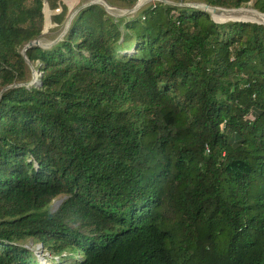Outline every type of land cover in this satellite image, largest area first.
Returning a JSON list of instances; mask_svg holds the SVG:
<instances>
[{
  "label": "trees",
  "instance_id": "1",
  "mask_svg": "<svg viewBox=\"0 0 264 264\" xmlns=\"http://www.w3.org/2000/svg\"><path fill=\"white\" fill-rule=\"evenodd\" d=\"M44 3L0 0V264H264V27L90 5L29 87Z\"/></svg>",
  "mask_w": 264,
  "mask_h": 264
},
{
  "label": "rangeland",
  "instance_id": "2",
  "mask_svg": "<svg viewBox=\"0 0 264 264\" xmlns=\"http://www.w3.org/2000/svg\"><path fill=\"white\" fill-rule=\"evenodd\" d=\"M126 1L127 0H120V1H118V0H61V3L67 8V14L65 16L64 22L62 23V25L59 28L54 25V23L52 22V19L54 16L59 15L61 10L58 9V11L51 12L48 9L46 3H44L43 4V16H44L43 29H42L41 36L36 41V43L38 44V46L41 49H49L50 47H52L57 42V40L59 39L60 35L62 34V32L64 30L65 24L71 18V16L73 14H75L76 12H78L80 9L86 8L87 6L92 5V4L102 2L107 7L106 9H104L105 13L109 17H112L114 19L133 18L140 10H138L137 12H134L133 8L135 7V5L133 7H129ZM164 1L167 2L169 5L173 4V5H177L179 7L185 6V7L194 8V5H199V6L203 5L200 3L182 4L180 2L178 4H174L171 1H167V0H164ZM97 6L101 7L99 4ZM101 8H103V7H101ZM45 9H47V11ZM109 9H111L113 11L111 12V11H109ZM240 9L241 10L245 9V10L255 11L252 9V3H249L246 7H242ZM255 12H257V11H255ZM211 17L217 23H223V22L228 21V20L236 19V17L235 18L234 17H231V18H229V17H213V16H211ZM243 19H246V18H243ZM29 69L31 72V78H32L31 81H33L37 77L38 72L32 66H30ZM1 94H2V91H0V96H1ZM63 200H64L63 197H60V198H57L56 200H54L52 202L50 208H49L50 212H52V213L56 212L58 210L59 206L61 205V203L63 202ZM25 246L29 250L33 251L37 257L46 256V254L43 253V250L41 249L40 245L33 246L31 244V241H27L25 243Z\"/></svg>",
  "mask_w": 264,
  "mask_h": 264
},
{
  "label": "water",
  "instance_id": "3",
  "mask_svg": "<svg viewBox=\"0 0 264 264\" xmlns=\"http://www.w3.org/2000/svg\"><path fill=\"white\" fill-rule=\"evenodd\" d=\"M161 1V3H163V4H168L167 2H165L164 0H160ZM100 5L101 7H103V9H106L103 5L104 4H102V2H100V3H96V4H92V5ZM169 5V4H168ZM173 5V4H172ZM90 6V5H89ZM173 6H177V5H173ZM88 7V6H87ZM179 7V6H178ZM194 8H196V9H199V10H201L202 12H204V13H206V14H208L209 16H210V14L208 13V9H216V10H219V11H228V10H234V11H239V10H241V9H220V8H212V7H209V6H206V5H201V6H199V5H194ZM82 9H84V8H82ZM82 9H80L79 11H81ZM137 9V8H136ZM136 9H135V7L133 8V11L135 12L136 11ZM78 11V12H79ZM105 11V10H104ZM78 12H76L75 14H73L72 16H71V18L67 21V23L65 24V27H64V30H63V32H62V34L60 35V37H59V39L57 40V42L56 43H58L63 37H64V35L66 34V32H67V30H68V28H69V25H70V23H71V21L73 20V18L75 17V15L78 13ZM264 16V15H263ZM211 17V16H210ZM211 20L214 22V23H216V24H222V23H217V22H215L213 19H212V17H211ZM232 22H239V21H232ZM225 23V22H224ZM242 23H251V24H257V25H260V24H258V23H254V22H242ZM262 26V25H261ZM55 43V44H56ZM54 44V45H55ZM31 48H40L39 46H38V44L36 43V41H34V42H31V43H29L23 50H22V52L20 53V55L23 57V59L25 60V63L27 64V66L28 67H30L31 65H30V63L28 62V60L25 58V52L28 50V49H31ZM41 49V48H40ZM38 77H40V76H38L37 75V77L35 78V80H33V81H31L27 86H35L36 85V82H37V78Z\"/></svg>",
  "mask_w": 264,
  "mask_h": 264
},
{
  "label": "bare ground",
  "instance_id": "4",
  "mask_svg": "<svg viewBox=\"0 0 264 264\" xmlns=\"http://www.w3.org/2000/svg\"><path fill=\"white\" fill-rule=\"evenodd\" d=\"M148 2V0H144L142 3V7ZM103 4V3H102ZM105 8H107L105 5H103ZM47 8V7H46ZM47 11V9H45ZM109 11H113L109 9ZM208 13L213 16V17H236L238 20H246L249 22H254L262 25L264 27V16L255 12V11H250V10H239V11H234V10H228V11H219L216 9H208ZM113 15V14H112ZM246 18V19H243ZM248 19V20H247Z\"/></svg>",
  "mask_w": 264,
  "mask_h": 264
},
{
  "label": "built area",
  "instance_id": "5",
  "mask_svg": "<svg viewBox=\"0 0 264 264\" xmlns=\"http://www.w3.org/2000/svg\"><path fill=\"white\" fill-rule=\"evenodd\" d=\"M144 0H136V3H135V9H136V11L135 12H137L138 10H142V9H144V8H146V7H149V6H154L155 4H163V3H161V1L160 0H148V2L142 7V2H143ZM165 5H168V4H165ZM169 6H173V5H169ZM58 11V10H57ZM38 76H40V74H38Z\"/></svg>",
  "mask_w": 264,
  "mask_h": 264
}]
</instances>
